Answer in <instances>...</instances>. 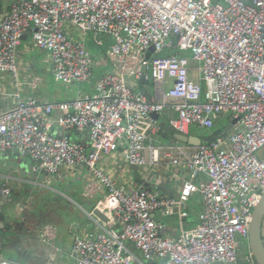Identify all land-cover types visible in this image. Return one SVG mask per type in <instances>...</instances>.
Masks as SVG:
<instances>
[{
	"label": "built area",
	"instance_id": "obj_1",
	"mask_svg": "<svg viewBox=\"0 0 264 264\" xmlns=\"http://www.w3.org/2000/svg\"><path fill=\"white\" fill-rule=\"evenodd\" d=\"M28 31L35 45L48 52L56 77L67 83L93 76L94 59L85 43L89 31L97 43L104 35L113 39L112 68L97 78L94 95L42 102L16 92L15 106L0 112V150L26 152L39 172L51 176L62 167L84 164L91 173L86 194L106 190L88 212L95 229L73 236L74 264H150L157 259L240 264L244 243L245 263L259 264L248 238L264 192V0H14L0 17V72L15 81L18 47ZM151 47L155 51L147 58ZM165 49L193 52L206 84L205 99L189 58L178 52L160 55ZM143 66L147 78L151 72L153 98L130 84L140 79ZM167 107L173 110L170 126L184 134L192 126L215 130L224 116L239 119L217 140L157 146L150 134L156 127L151 114ZM54 126L62 132L87 130L90 145L54 134ZM124 139L125 157L133 166L163 158L186 166L190 176L180 193L166 196L145 186L126 191L105 172L99 160ZM201 175L206 179L199 181ZM10 193L8 180L0 178V198ZM193 193L203 201L197 225L179 238L163 235L155 214L186 216ZM56 236V225L41 227L42 242L52 243ZM0 264L20 263L0 255Z\"/></svg>",
	"mask_w": 264,
	"mask_h": 264
},
{
	"label": "crops",
	"instance_id": "obj_2",
	"mask_svg": "<svg viewBox=\"0 0 264 264\" xmlns=\"http://www.w3.org/2000/svg\"><path fill=\"white\" fill-rule=\"evenodd\" d=\"M13 1L0 0V17L3 12L9 9ZM70 33L74 37H79L77 30H72ZM104 37L111 38L106 35ZM101 39L103 38L101 37ZM95 44L98 48L90 50L86 43V47L94 59L91 80L67 83L56 77L48 52L35 45L33 35L31 31H28L23 36L22 42L18 47V81H15L8 72H0V112L10 110L15 106L17 99L14 94L16 92L20 94L22 99L34 97L42 102L65 101L94 95L96 93L95 83L97 78L112 68L109 59V49L112 43L108 48H106L105 43L103 44V40L100 43L95 42ZM187 51L165 49L159 54L168 55L172 52H178L188 57L192 68V78L202 81L199 76L200 63L193 60L192 56L185 54ZM148 75L150 82L152 79L150 71ZM35 79L37 80L36 85L32 84ZM130 84L135 91L141 92L142 89L146 96L155 97L153 79L152 85L150 84L149 86L141 82L140 79H131ZM172 111L170 107H167L159 113L157 118L153 116L156 127L150 134L157 146L183 143L171 140V133L168 129L170 127L169 117L173 114ZM55 115L57 116L58 113ZM217 126L219 128L217 132H219L225 125L220 124L219 121ZM144 128H147V125ZM52 132L57 135H62L61 133H63L55 126L52 128ZM189 134L197 135L191 130ZM72 138L90 145L87 130L73 131ZM126 145L127 141L125 139L119 141L109 154L102 156L99 160L100 167L111 175L119 185L123 186L126 191H133L141 186H148L152 189H158L166 196L174 197L180 193L183 183L190 176L186 166L174 164L167 158L161 159L159 163L133 166L128 163L125 157ZM146 155L148 156V151H146ZM23 161L26 163H23ZM27 164L30 165V169L34 172L33 176L29 174ZM42 174L44 175L43 180L39 178ZM90 176L91 173L84 164L74 167H62L59 173L52 176L46 175L36 169V164L29 155L26 157H23V155L17 156L13 152L7 153V149L0 150V178L8 180L11 187V193L0 198V220L4 223L0 227L2 245L10 239H16V234L12 231L22 232L26 235V238L35 235L42 242L39 239L40 229L44 224L51 223L56 225L57 236L52 243L47 244L53 245L59 251L68 237H71V246L74 235H86L90 230L95 229L96 223L88 215V212L94 208L99 199H102L106 190L102 189L100 194L96 196L87 195L85 183ZM204 179L206 177L201 175L198 180ZM32 205H40L44 209V211H40L43 216H41V225L39 226H36L35 222L41 214L35 213ZM202 207L203 201L200 194L193 193L186 201V216H181L179 213L161 215L160 212H157L155 219L158 224L162 225L161 231L163 235L179 238L184 230L197 225L199 212ZM96 214L101 216L102 219L106 218L104 215ZM47 215L50 216L48 217ZM43 217H47L44 222ZM43 243L37 248L38 253L44 257L42 264H62L58 253L54 250L49 252L45 246L47 244L44 245ZM133 249L140 256L139 250L134 247ZM0 255L4 257L1 251ZM243 260L240 259V264H244ZM150 264L171 263L166 259H157L150 262Z\"/></svg>",
	"mask_w": 264,
	"mask_h": 264
},
{
	"label": "rangeland",
	"instance_id": "obj_3",
	"mask_svg": "<svg viewBox=\"0 0 264 264\" xmlns=\"http://www.w3.org/2000/svg\"><path fill=\"white\" fill-rule=\"evenodd\" d=\"M102 38H103V44L104 43L106 44V48H108L109 45L113 42L112 38H106L104 36H102ZM105 39H107L106 42H105ZM85 41L90 50L92 49L96 50V48H98L94 42V34L92 31H89L85 35ZM185 54L192 56L193 52L189 50L185 52ZM75 83H78V82H75ZM201 83L203 85L202 99H205L206 84L204 81H201ZM150 84L152 85V79L150 80ZM72 85H77V84H72ZM229 120H230L229 117L224 116L223 118H219L217 120V123L220 121V124L226 125ZM192 127H191V132H194L196 134H200L202 132L201 129H199L197 126H192ZM203 131L206 132V134L213 133L215 135L218 131V127L212 131H209L207 129H203ZM39 178L43 180L44 175L43 174L40 175ZM32 207L35 210L34 212L37 214H41L40 211H44V209L40 207V205H37V206L32 205ZM40 216H43V215L41 214ZM47 216L49 217L50 215H47ZM12 232L16 234V239L15 240L10 239L9 241L5 242L2 245L1 254L4 256V258L15 260V261H20L24 264H31V263L32 264H42L44 257L41 254H39L37 251L38 250L37 248L42 244V242H40L36 238L35 235H32V237L26 238V235L22 232L20 233L19 231H12ZM70 243H71V237H68L67 240L63 243L62 248L59 249V251H57L55 247H53V245L51 244H47V243H43V244L44 245L47 244L45 246L48 248L49 252L54 250L58 253L60 262L62 264H74L75 260L72 256H70V247H71ZM244 254H245V243L241 245V248L239 250L240 259L243 260ZM243 263L246 264L244 260H243Z\"/></svg>",
	"mask_w": 264,
	"mask_h": 264
},
{
	"label": "water",
	"instance_id": "obj_4",
	"mask_svg": "<svg viewBox=\"0 0 264 264\" xmlns=\"http://www.w3.org/2000/svg\"><path fill=\"white\" fill-rule=\"evenodd\" d=\"M247 3H251V0H243ZM177 39V38H176ZM155 51L154 47H151L147 53V58H150L151 54ZM147 68L143 66L142 68V76L140 77V81L146 83L147 86L150 85L149 78L146 77ZM141 92L145 93L144 90L141 89ZM155 118L158 117L159 113L152 112L151 114ZM239 117L233 118L228 121V123L222 127L219 132L208 135H200V134H184L177 132L172 126L169 127V131L171 133V140L175 142H183L187 144H191L193 146L201 145L202 143L210 142L212 140H217L219 137H224L231 130L233 123H235ZM62 135L71 136L73 132H63ZM13 152L15 155H23L26 157L28 154L26 152H22L18 150L16 147H12L7 149V153ZM23 163H26L23 161ZM30 165L27 164V169L29 170L30 175H34L32 169H30ZM36 179V178H35ZM148 188V186H146ZM97 213L98 210H96ZM3 222L0 220V227L3 226ZM249 249L251 250L255 260L259 264H264V192L262 193V197L257 204V206L253 210L252 220L250 224L249 238H248ZM20 264H24L18 261Z\"/></svg>",
	"mask_w": 264,
	"mask_h": 264
},
{
	"label": "flooded vegetation",
	"instance_id": "obj_5",
	"mask_svg": "<svg viewBox=\"0 0 264 264\" xmlns=\"http://www.w3.org/2000/svg\"><path fill=\"white\" fill-rule=\"evenodd\" d=\"M35 225H36V226L41 225V216H39V217L37 218V220H36V222H35Z\"/></svg>",
	"mask_w": 264,
	"mask_h": 264
},
{
	"label": "trees",
	"instance_id": "obj_6",
	"mask_svg": "<svg viewBox=\"0 0 264 264\" xmlns=\"http://www.w3.org/2000/svg\"><path fill=\"white\" fill-rule=\"evenodd\" d=\"M201 133L200 134H206V132H204L202 129H201ZM45 220H47V217H45L44 219H43V222L45 221Z\"/></svg>",
	"mask_w": 264,
	"mask_h": 264
}]
</instances>
